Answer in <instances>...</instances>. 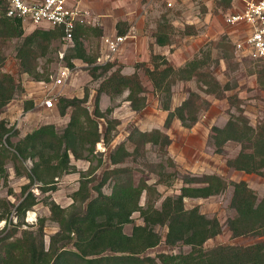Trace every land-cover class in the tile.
I'll list each match as a JSON object with an SVG mask.
<instances>
[{"label":"trees","instance_id":"1","mask_svg":"<svg viewBox=\"0 0 264 264\" xmlns=\"http://www.w3.org/2000/svg\"><path fill=\"white\" fill-rule=\"evenodd\" d=\"M232 1L217 0V3L229 13L232 11ZM7 7V3L0 0V47L7 40L17 39L19 71L32 75L36 80L50 81L49 75L39 72L38 60L46 58L54 42H60L62 29L37 26L26 33L20 18L7 16ZM123 24L127 25L125 21H118V34L128 31V26L123 28ZM171 33L172 24L163 14L153 32L155 42L163 46L171 44ZM92 35L100 39L103 33L95 26H77L74 46L65 54L67 65L75 67L74 59H81L91 65L96 62L100 44L95 52L90 53L85 42ZM215 48L218 52L216 63L224 60L229 65L235 58L233 41L226 36L217 42ZM5 60L6 57L0 54V116L9 102L24 91L21 81L2 70ZM47 60L52 61L51 58ZM213 60L212 52L206 51L184 65L175 66L165 55L152 50V68L144 62L136 64L137 69L143 68L154 91L158 93L162 109L168 111L166 128L171 126L175 118L186 127L194 126L200 113L210 104L198 92L190 91L179 106L172 108L173 86L179 81L196 79L206 93L217 98L227 96L232 86L228 82L222 84L214 75L210 68ZM115 65V62H108L89 67L92 81L99 82L93 111L86 106L90 98L87 87L83 97H58L56 106L59 114L69 115L64 127L45 123L20 137V131L14 125L0 118V186L7 188L9 196L16 195L9 184V163L13 165L15 176L29 180L22 185L17 203L8 196L0 197V221L5 219L9 224L13 212L19 219L10 232L0 234V264H264V198L258 197L245 180L230 181L216 173L191 175L181 174L178 169L173 172L167 170L164 160L171 138L159 128L151 131L133 128L128 141L134 148H127L126 142L118 144L110 153L113 167L105 168L96 184L91 185L92 179L83 173L69 208L62 207L49 195L44 197L43 203L51 213L49 219L59 225V230L50 237L48 246L45 242L46 216L38 218L35 228L22 229L18 235L19 227L25 223L26 212L40 202L34 187L45 194L57 190L56 179L76 171L74 159L91 161L96 144L100 141L109 144L114 138V131L120 122L110 117L114 110L112 107L101 109V97L107 95L116 98L129 91L126 100L132 109L141 111L145 108L148 87L139 73L125 74L121 65ZM227 97L238 113L231 114L223 127L213 126L217 151L222 152L229 140L240 143V152L229 158L227 164L236 170L264 176V120L257 127L252 126L241 106L242 99L237 94ZM32 106L33 101L25 102V109H31ZM99 118L106 120L103 130ZM15 137H18L16 141L13 140ZM148 144L157 150L160 161H148ZM128 159L140 166H122ZM167 159L174 166L173 160ZM27 161L32 162L30 167ZM99 162L101 165L102 160ZM143 164L157 177L154 184L148 183L144 176L137 179V171L144 173ZM180 176V192L167 195L161 207H157L155 201L160 198L157 186L171 185ZM110 181L112 189L106 193L103 187ZM231 186V206L235 215L228 218L227 224L232 236H252L259 240L248 245L218 244L206 247L205 243L209 239L222 232V224L218 217L204 214L200 206L186 208L185 199L218 195ZM92 191H96V195ZM144 193L148 197L145 204H141ZM135 212L140 213L144 223L134 224L131 234H128L124 229L127 224L134 222ZM10 224H13L12 221ZM157 226L167 227L165 238L156 229ZM163 241L169 247L182 244L189 245L191 249L181 253L160 252L155 256L144 254Z\"/></svg>","mask_w":264,"mask_h":264},{"label":"rangeland","instance_id":"2","mask_svg":"<svg viewBox=\"0 0 264 264\" xmlns=\"http://www.w3.org/2000/svg\"><path fill=\"white\" fill-rule=\"evenodd\" d=\"M170 0H142V8L132 15V19L125 20V28L131 22L127 32H130L128 44H123L117 57L114 61L117 67L122 66V71L125 74H132L137 71L141 80L148 87L146 92L147 104L141 111L132 109L130 102L126 100L129 91L124 92L116 98H110L107 95L101 97L100 106L102 110L107 107H112L114 110L110 115L111 118L119 120V125L114 131V138L107 144L101 141L96 144L95 154L91 156V161L85 159L73 160L76 166V171L68 173L60 178H57V190L47 194L41 193L39 189L34 187L35 193L40 202L36 204L31 210L26 212L25 223L18 229V235L21 234L22 229L35 228L38 223V218L48 217L45 226V242L48 246L50 237L59 230L57 222L49 219L50 209L43 203L44 197L49 195L62 207L69 208L73 203V193L80 186L81 175L84 173L88 178L92 179L91 185L96 184L101 179L105 168H111L113 165L110 161V153L121 142H126L127 148L132 150L133 144L128 141L130 131L137 127L142 131H151L153 129H161L171 138V143L167 148L168 155L165 158L167 170L173 172L178 169L181 174L203 175L216 173L227 180L239 181L245 180L249 186L256 192L258 197L264 198V176L256 173H246L244 171L236 170L227 164L229 158L235 157L241 150L240 143L229 140L224 145L222 152L217 151V146L213 137V126L223 127L230 119L231 114H237L236 106L232 105L227 96L237 94L242 99V108L244 114L249 118L250 124L257 127L259 123L264 120V61L244 59L238 60L235 57L232 62L227 65L224 60L216 63L217 50L215 45L226 36L231 39L240 35V29L234 27L228 22V14L223 6H219L217 0H200L195 2L192 0H171L173 5L169 6ZM163 14H166L169 22L172 24V43L169 45H158L155 42L153 32L156 30L157 24ZM140 21L138 22V20ZM94 26L97 24L95 15L92 13L90 18ZM123 21V19L121 20ZM145 24V25H143ZM156 26L155 28L151 25ZM144 26V27H143ZM35 27L27 25L26 33L31 32ZM140 28L142 33L139 34ZM194 32V33H191ZM236 33V34H235ZM237 37V36H236ZM101 39L92 35L85 40L87 49L90 53L97 50L98 44H101ZM17 39L7 40L0 47V54L6 57L2 70L11 73L17 81H21L24 91L18 93L13 100L5 107L0 118H5L10 125H14L20 131V137L32 131L36 127L48 123H57L59 127H64L69 115L61 116L58 108H47L42 105V101L54 93H43L40 95L32 94L27 90L37 86H45L46 83H53L59 73L64 70L66 60H62L60 52L68 53L70 47L64 49L62 44L58 41L51 46L50 52L46 58L38 60V70L40 73L49 75L50 81L36 80L32 75L22 73L18 68V59L16 57ZM125 48V49H124ZM153 52L165 55L168 60L175 66L184 65L187 61L200 57L206 51L212 52L214 60L210 68L217 79L222 83H229L232 88L227 91V96L224 98H217L213 94L206 93L196 79L187 81H179L173 86L172 108L179 106L188 96L190 91L198 92L203 98L209 101V107L200 113L197 123L192 127L182 125L181 121L175 118L169 128L165 127V120L168 111L162 109V104L158 93L154 91V87L150 83L143 68L137 69L138 62H144L147 66L153 67L151 61V53ZM51 58V62L47 60ZM78 66L70 71V75L61 90L72 97H83L85 88L90 90V98L86 106L93 111L94 96L96 88L99 85L98 81H92L89 74V67L95 65L88 64L82 60L74 59ZM46 90V89H45ZM35 91V90H34ZM36 92V91H35ZM59 93L58 96H66ZM33 101L31 109H25V102ZM47 108V109H46ZM100 128L103 130L106 126L104 118L98 119ZM19 137V136H18ZM18 137L13 138L17 140ZM101 143V145H99ZM146 157L150 162H157L161 160L157 150L151 145L146 146ZM171 158L174 166L170 165L167 158ZM167 159V161H166ZM99 160H102L99 165ZM28 167L32 165L31 161L26 163ZM140 166L139 163H133L128 159L122 166ZM95 166V170L91 173V169ZM144 173L136 172L137 179L144 176L148 183L154 184L157 177L149 172V169L144 164L141 165ZM11 171L9 184L15 192V196L7 194V188L0 186V197H9L10 200L17 203L21 197V187L29 180L25 177H18L14 175L12 163L8 164ZM182 186V177L176 179L171 185H158L160 198L156 199L155 205L161 207L162 201L167 195H174L180 192ZM112 189L111 181L108 182L103 190L110 193ZM96 195V191H92ZM158 195V194H156ZM233 195V187H229L225 192L213 195L207 198H187L185 199L186 208L200 206L201 211L209 217L216 216L222 224V232L209 239L206 247H212L218 244H241L248 245L259 240L252 236H238L233 237L228 227L227 220L235 215V210L231 206V199ZM147 194H143L141 204H145ZM159 197V196H157ZM33 216H31V213ZM30 213V214H29ZM134 222L125 226V232L131 234L134 224H143V219L139 212L133 214ZM19 219L14 218L13 224L0 229V234H6L14 228V224H18ZM34 226V227H32ZM156 229L160 231L165 238L167 227L157 226ZM191 249L189 245H177L175 247L167 246L164 241L156 247L148 249L144 254L155 256L160 252L181 253L188 252Z\"/></svg>","mask_w":264,"mask_h":264},{"label":"built area","instance_id":"3","mask_svg":"<svg viewBox=\"0 0 264 264\" xmlns=\"http://www.w3.org/2000/svg\"><path fill=\"white\" fill-rule=\"evenodd\" d=\"M7 7V16L20 18L24 28L27 25L39 26L44 28L62 29L60 43L64 49L74 46L75 32L78 25L92 24L91 12L82 7L79 1L73 0H4ZM199 2L200 0H192ZM172 6L173 2L168 1ZM228 14V22L232 25H245L241 30V35L233 41L234 54L236 59H252L264 61V0H233L232 11ZM131 37L130 32L125 34L103 35L100 45V53L94 64L103 65L112 62L117 57L122 45ZM65 51L60 52L62 60L65 58ZM75 60H73L74 62ZM66 65L54 84L63 86L70 71L76 68ZM89 63L86 62V65ZM58 94H52L42 101V105L47 108L54 107L58 101ZM103 144L104 141H101ZM101 145V143H99ZM18 218L13 212L10 220ZM10 221V222H11ZM4 219L0 221V229L11 225Z\"/></svg>","mask_w":264,"mask_h":264},{"label":"crops","instance_id":"4","mask_svg":"<svg viewBox=\"0 0 264 264\" xmlns=\"http://www.w3.org/2000/svg\"><path fill=\"white\" fill-rule=\"evenodd\" d=\"M73 1H75V0H73ZM76 1H79L83 8L88 9L91 12V16H92V13L95 15V21H97V24L94 26L100 28L103 35L118 34L117 33L118 21H120L122 19H123V21H125L126 19L131 21L132 15L134 13H136L139 9L142 8V0H76ZM152 1L153 0H149V3H151ZM232 4H233V1H232ZM139 21H140V19L138 20V22ZM130 24H131V22L128 24V28L130 27ZM143 25H145V24H143ZM151 26L154 28L156 27L153 24ZM234 27H237L240 30H244L247 26L240 24V25H237ZM140 33H142L141 28H140L139 34ZM240 35H241V32H240ZM236 36L238 37L237 34H236ZM236 36L232 38V41L237 39ZM128 42H129V40L125 44H128ZM76 60H81V59H76ZM75 63H76V67H77L78 63L77 62H75ZM29 87L31 89H29L27 91L28 92L30 91L32 94L36 93V95H38V94L40 95L41 91H43V90H44L43 93H45V91H46L49 94L50 93L65 94L64 92H62L64 90H61L60 86L55 85L54 82L53 83H46L45 86L39 85V86L34 88L32 85H30ZM65 95L68 97H72V96L67 95V94H65ZM68 121L69 120L67 118L66 123ZM45 123H48V121L44 122V124Z\"/></svg>","mask_w":264,"mask_h":264},{"label":"bare ground","instance_id":"5","mask_svg":"<svg viewBox=\"0 0 264 264\" xmlns=\"http://www.w3.org/2000/svg\"><path fill=\"white\" fill-rule=\"evenodd\" d=\"M30 213H31V212H30ZM30 213H29V214H30ZM31 216H33V213H31Z\"/></svg>","mask_w":264,"mask_h":264}]
</instances>
